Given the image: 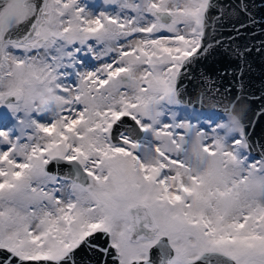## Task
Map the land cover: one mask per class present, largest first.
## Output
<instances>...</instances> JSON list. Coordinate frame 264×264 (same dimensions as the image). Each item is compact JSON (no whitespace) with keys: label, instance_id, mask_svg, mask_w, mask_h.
I'll use <instances>...</instances> for the list:
<instances>
[{"label":"snow or ice","instance_id":"obj_1","mask_svg":"<svg viewBox=\"0 0 264 264\" xmlns=\"http://www.w3.org/2000/svg\"><path fill=\"white\" fill-rule=\"evenodd\" d=\"M258 14L264 0H0V264H264V106L235 115L242 95L184 83L214 49L264 53Z\"/></svg>","mask_w":264,"mask_h":264},{"label":"water","instance_id":"obj_2","mask_svg":"<svg viewBox=\"0 0 264 264\" xmlns=\"http://www.w3.org/2000/svg\"><path fill=\"white\" fill-rule=\"evenodd\" d=\"M261 16L264 14H258L257 18L260 19ZM247 42L248 38L245 36L235 43L243 46ZM205 77H210L215 81L221 87V91L231 89L230 98L238 95L244 97L237 104L235 115H240L243 105L247 103L250 108L248 118L253 119V114L264 106V53L254 50L244 61H241L232 54V47L227 50L217 48L211 51L206 58L191 67L190 76L184 81L188 93L194 100L201 90L200 81ZM241 83H243L242 91L239 88ZM210 106V101L205 100V107ZM250 131L254 141L264 143V118L257 120ZM78 259L80 264H96L97 257L87 249H83Z\"/></svg>","mask_w":264,"mask_h":264}]
</instances>
